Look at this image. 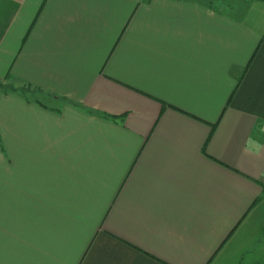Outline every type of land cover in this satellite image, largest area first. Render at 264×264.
I'll return each instance as SVG.
<instances>
[{"label": "crops", "instance_id": "obj_1", "mask_svg": "<svg viewBox=\"0 0 264 264\" xmlns=\"http://www.w3.org/2000/svg\"><path fill=\"white\" fill-rule=\"evenodd\" d=\"M0 84V264H264V0H0Z\"/></svg>", "mask_w": 264, "mask_h": 264}, {"label": "rangeland", "instance_id": "obj_2", "mask_svg": "<svg viewBox=\"0 0 264 264\" xmlns=\"http://www.w3.org/2000/svg\"><path fill=\"white\" fill-rule=\"evenodd\" d=\"M26 90V89H25Z\"/></svg>", "mask_w": 264, "mask_h": 264}, {"label": "trees", "instance_id": "obj_3", "mask_svg": "<svg viewBox=\"0 0 264 264\" xmlns=\"http://www.w3.org/2000/svg\"><path fill=\"white\" fill-rule=\"evenodd\" d=\"M1 85V84H0Z\"/></svg>", "mask_w": 264, "mask_h": 264}]
</instances>
